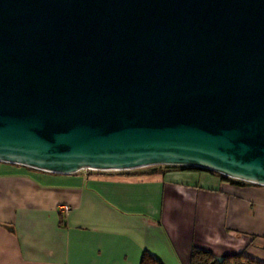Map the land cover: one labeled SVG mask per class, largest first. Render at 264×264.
<instances>
[{"label":"water","instance_id":"95a60500","mask_svg":"<svg viewBox=\"0 0 264 264\" xmlns=\"http://www.w3.org/2000/svg\"><path fill=\"white\" fill-rule=\"evenodd\" d=\"M0 162L264 185V0H0Z\"/></svg>","mask_w":264,"mask_h":264},{"label":"crops","instance_id":"0c3cea01","mask_svg":"<svg viewBox=\"0 0 264 264\" xmlns=\"http://www.w3.org/2000/svg\"><path fill=\"white\" fill-rule=\"evenodd\" d=\"M145 168L59 174L0 162V264H140L144 252L189 264L194 246L264 264V185Z\"/></svg>","mask_w":264,"mask_h":264},{"label":"trees","instance_id":"16d2710c","mask_svg":"<svg viewBox=\"0 0 264 264\" xmlns=\"http://www.w3.org/2000/svg\"><path fill=\"white\" fill-rule=\"evenodd\" d=\"M171 167L177 168L182 166H163V167L152 166V167H147L142 171L145 173H153L162 168H171ZM192 168H197V167H192ZM219 175L222 177V179L238 185L248 183L241 180L232 179L221 174ZM140 264H161V262L156 258H154L152 255H150L148 252H144L142 254ZM189 264H263V263L251 259L243 254H234L219 258L204 248L194 246L190 251Z\"/></svg>","mask_w":264,"mask_h":264},{"label":"built area","instance_id":"2783aa9c","mask_svg":"<svg viewBox=\"0 0 264 264\" xmlns=\"http://www.w3.org/2000/svg\"><path fill=\"white\" fill-rule=\"evenodd\" d=\"M58 208L62 213H67L70 210V207L67 204H60Z\"/></svg>","mask_w":264,"mask_h":264},{"label":"rangeland","instance_id":"374dc122","mask_svg":"<svg viewBox=\"0 0 264 264\" xmlns=\"http://www.w3.org/2000/svg\"><path fill=\"white\" fill-rule=\"evenodd\" d=\"M88 171H91V170H88Z\"/></svg>","mask_w":264,"mask_h":264}]
</instances>
